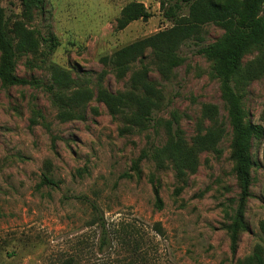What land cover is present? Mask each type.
<instances>
[{"label":"rangeland","instance_id":"374dc122","mask_svg":"<svg viewBox=\"0 0 264 264\" xmlns=\"http://www.w3.org/2000/svg\"><path fill=\"white\" fill-rule=\"evenodd\" d=\"M131 1L143 2L152 16L118 30ZM45 4L29 21L21 0H0L15 43L17 21L60 40L50 57L43 42L17 53L16 73L39 85L0 80V264H238L252 254L263 236L264 130L251 148L248 229L235 253L233 130L214 63L201 52L224 29L203 25L175 52L182 60L176 67L165 51L147 49L120 74L103 57L170 28L161 0ZM56 66L75 81L53 96L47 86ZM143 68L158 94L150 120L140 124L135 107L112 111L99 96L138 94L133 76ZM243 69L245 119L264 129V52L250 50Z\"/></svg>","mask_w":264,"mask_h":264},{"label":"trees","instance_id":"16d2710c","mask_svg":"<svg viewBox=\"0 0 264 264\" xmlns=\"http://www.w3.org/2000/svg\"><path fill=\"white\" fill-rule=\"evenodd\" d=\"M46 0H21L23 15L32 20L35 8L45 9ZM161 9L167 20L172 23L168 29L142 40L133 42L117 50L112 56H104L106 65H112L120 74L130 69V63L137 57L146 54L147 49L165 51L167 63L171 67L181 64L175 52L191 37H199L202 26L215 23L224 29V35L215 42L201 49L214 63V74L220 79L222 98L228 109L229 121L233 130L232 158L240 185L239 203L231 225L232 250L236 253L242 230H247L246 207L251 197L253 181L252 168L255 166L251 148L255 139L263 135V126L245 119V111L241 104L238 87L243 80V59L252 49L264 52V0H161ZM152 16L147 6L140 1H131L121 10L117 18L116 28L125 29L137 20H148ZM4 21L3 10L0 9V80L5 86L39 85L38 80L20 77L16 73L17 53L38 50L42 42L47 47L50 57L60 45L56 34L50 32L43 36L35 28H27L24 21L14 23L18 34L16 43L9 36ZM47 89L51 95H57L56 88L74 83L68 71L56 66ZM61 70V71H60ZM134 84L140 92L112 95L101 92L99 98L112 110L121 106L136 108L133 113L137 123L145 124L152 116L157 103L158 91L147 79L148 68L134 74ZM44 182L52 180L44 178ZM158 203V189L155 188ZM263 234L262 242L258 243L252 254L238 261V264H264V220L260 223ZM64 264H72L68 259Z\"/></svg>","mask_w":264,"mask_h":264}]
</instances>
